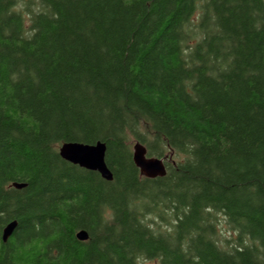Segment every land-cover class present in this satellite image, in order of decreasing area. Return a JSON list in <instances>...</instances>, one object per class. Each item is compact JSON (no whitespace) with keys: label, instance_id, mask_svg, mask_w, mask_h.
I'll return each instance as SVG.
<instances>
[{"label":"trees","instance_id":"1","mask_svg":"<svg viewBox=\"0 0 264 264\" xmlns=\"http://www.w3.org/2000/svg\"><path fill=\"white\" fill-rule=\"evenodd\" d=\"M148 260L264 264V0H0V264Z\"/></svg>","mask_w":264,"mask_h":264},{"label":"water","instance_id":"2","mask_svg":"<svg viewBox=\"0 0 264 264\" xmlns=\"http://www.w3.org/2000/svg\"><path fill=\"white\" fill-rule=\"evenodd\" d=\"M107 146L104 142L95 144H87L83 142L69 141L64 142L59 153L65 160L79 165L88 170L97 171L106 180H113V174L109 169L105 156ZM167 157L148 156L147 147L140 142L133 145V161L139 168L141 175L156 178L167 174L166 160ZM12 186L17 189H22L27 186L26 183L13 182ZM18 226V221H10L2 230V239L7 241ZM79 240H87L89 234L85 229L79 230L76 233Z\"/></svg>","mask_w":264,"mask_h":264},{"label":"rangeland","instance_id":"3","mask_svg":"<svg viewBox=\"0 0 264 264\" xmlns=\"http://www.w3.org/2000/svg\"><path fill=\"white\" fill-rule=\"evenodd\" d=\"M144 264H159V263L158 261H155V260H148V261H145Z\"/></svg>","mask_w":264,"mask_h":264}]
</instances>
